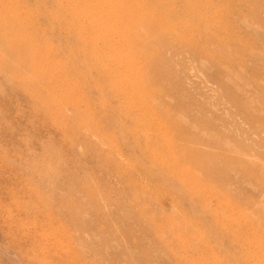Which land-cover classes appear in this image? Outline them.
Listing matches in <instances>:
<instances>
[{
    "label": "rangeland",
    "instance_id": "rangeland-1",
    "mask_svg": "<svg viewBox=\"0 0 264 264\" xmlns=\"http://www.w3.org/2000/svg\"><path fill=\"white\" fill-rule=\"evenodd\" d=\"M23 1L0 264H264V0Z\"/></svg>",
    "mask_w": 264,
    "mask_h": 264
},
{
    "label": "bare ground",
    "instance_id": "bare-ground-1",
    "mask_svg": "<svg viewBox=\"0 0 264 264\" xmlns=\"http://www.w3.org/2000/svg\"><path fill=\"white\" fill-rule=\"evenodd\" d=\"M257 1H262V0H257ZM263 5H262V7H264ZM256 6H257V4H256ZM5 20H7V22H9V24L6 23ZM27 21H29V20L27 18V11H26L25 3L23 0H0V31L1 30H4V31L7 30V31H10L11 34L15 35V37L17 38L15 40V43H16L15 48L17 49L16 51L19 55H21V53H25L27 48H31L30 50H32L33 45H39L40 47L42 46V44L39 42V40L36 37H34L32 32H30V30L27 26ZM24 33L27 34L26 35L27 37L29 36L32 39L31 42H27V45L23 44L20 41L21 38L23 37ZM15 37H14V39H15ZM14 39L12 37L13 42H14ZM13 45H14V43H13ZM35 54L36 53H34V55ZM163 76H165L164 73H163Z\"/></svg>",
    "mask_w": 264,
    "mask_h": 264
}]
</instances>
